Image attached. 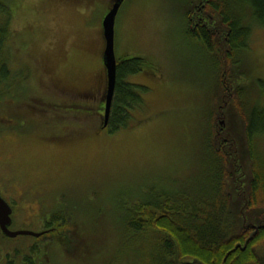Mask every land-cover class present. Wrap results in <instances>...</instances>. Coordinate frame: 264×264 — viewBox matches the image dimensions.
Returning a JSON list of instances; mask_svg holds the SVG:
<instances>
[{"label":"rangeland","instance_id":"1","mask_svg":"<svg viewBox=\"0 0 264 264\" xmlns=\"http://www.w3.org/2000/svg\"><path fill=\"white\" fill-rule=\"evenodd\" d=\"M5 1L10 54L41 64L55 82L29 61L32 71L21 66L22 81L12 86L15 97L0 94V193L14 205L12 229L41 231L57 210L70 221L41 236L11 238L0 230V264H24L21 255L34 246L40 264L123 263V203L158 193L202 195L213 177L212 148L222 162V198L241 216L244 197L236 191L252 179L247 111L264 104V29L254 28L242 54L228 56L227 44L222 56L220 31L211 34V49L188 31V11L199 0H123L116 55L144 59V70L127 80L149 89L133 122L110 131L101 128L106 68L104 87L96 74L104 72L102 20L113 0ZM254 144L258 158L264 137ZM239 163L245 176L235 170ZM248 211L264 217L263 194ZM245 230L246 237L252 228ZM257 237L260 259L264 228Z\"/></svg>","mask_w":264,"mask_h":264},{"label":"trees","instance_id":"2","mask_svg":"<svg viewBox=\"0 0 264 264\" xmlns=\"http://www.w3.org/2000/svg\"><path fill=\"white\" fill-rule=\"evenodd\" d=\"M204 3L207 5L205 12L208 19L211 18V30L196 29L193 34L198 38L203 37L200 39L210 49L211 34H214L212 30L215 29L217 33L219 25L230 29L228 56L248 50L254 28L264 29V0H206ZM11 21L10 6L5 0H0V94L8 93L7 89L13 85L5 64L7 54H10ZM145 67V61L140 56L118 58L117 79L107 125L110 131L128 127L133 122V111L144 107V95L149 88L130 82L127 77L143 71ZM246 134L252 162V201V197L259 192L264 195V152L260 151L257 158V147L254 146L255 140L264 137V104L255 103L248 109ZM211 152L213 177L206 182L202 195L199 192L196 195L190 192L179 195L176 192L174 196L158 193L154 198L142 196L123 203L124 215L120 216L122 250L127 260L121 264H264V258L259 259L254 250L257 235L264 227L249 239L245 247L238 245L242 241L245 244L249 235L245 237L246 230L240 225V216H234L232 204L222 198V162L213 148ZM69 221L66 212L57 210L51 213L46 227L57 231L59 225H68ZM34 249L36 246L32 247L30 254L21 255L24 264H40ZM7 260L8 264H14L11 258Z\"/></svg>","mask_w":264,"mask_h":264},{"label":"water","instance_id":"3","mask_svg":"<svg viewBox=\"0 0 264 264\" xmlns=\"http://www.w3.org/2000/svg\"><path fill=\"white\" fill-rule=\"evenodd\" d=\"M123 0H114L111 8L104 16V19L102 21V27H103V37L105 40V47L103 50L102 58L103 63L106 68L107 72V88L104 96L105 100V113H104V122L103 127H106L108 125L109 120V113L111 109V104L113 100L115 85H116V79H117V56L115 52V24H116V17L120 8V5ZM218 30L221 32L220 37H222V56L226 55V45L228 44V35L230 32V29L228 26L219 25ZM216 30L213 29L212 32H215ZM223 60L225 58L222 57ZM224 121H221V124H223ZM219 130H217V134H219ZM247 136V135H246ZM247 138V137H246ZM218 149V146H216ZM225 154L229 156L230 151L224 150ZM251 158V157H250ZM229 159V158H228ZM239 159V155L235 157V162H237ZM231 162V161H230ZM230 164H233L232 162ZM234 165V164H233ZM252 166V162H251ZM242 170V175H246L247 171L244 168L243 163H239L238 166L235 168L236 171ZM234 170V171H235ZM252 172V170H251ZM239 179V186H241V183L243 182V179ZM251 181L252 179H248V182L246 183V187L242 189V191H236V195H243L244 202L240 208V225L242 228L249 229L252 228L253 230L250 232V235L248 236V239L246 240L243 247L246 246V243L249 241V239L252 238V236L258 232L259 229L264 227V217L262 216H255L250 217L248 214V206L250 201V190H251ZM12 213H13V207L12 205L2 196L0 193V229L2 233L5 236L8 237H16L18 235H33V236H40L44 233V231H34L30 229H17L13 230L11 229V224L13 222L12 219ZM240 246V244H238Z\"/></svg>","mask_w":264,"mask_h":264},{"label":"flooded vegetation","instance_id":"4","mask_svg":"<svg viewBox=\"0 0 264 264\" xmlns=\"http://www.w3.org/2000/svg\"><path fill=\"white\" fill-rule=\"evenodd\" d=\"M76 1H81V0H76ZM206 0H199V2L195 3L193 6L190 7V10L188 11V31L192 34L194 32V30H201V29H205L206 32H210L211 28L209 29V27L211 26V24H209V21H211V18L208 19V14L205 12L206 11V3H204ZM215 34V32H213ZM217 33L220 34L219 30H217ZM219 39H220V36L218 35ZM201 38V36H200ZM203 38V37H202ZM201 38V39H202ZM200 39V40H201ZM100 54H103V50L101 51L100 50ZM102 59V57H101ZM24 60V58L20 57V56H17V57H12L11 54H7V59H6V68L7 70L9 71V73L11 74L12 76V83H14V85L12 86H15L16 83L18 82H21L22 81V78L20 76V68L21 66L23 65H27L30 69V71H32V66H35L36 69H38L40 71V74L43 75L42 77L43 78H47L50 82L51 80L53 82H55L54 80V77H53V74L51 71H48V70H45L44 68H42L43 66L41 64H37L31 60H26L25 61V64L21 63V61ZM28 61V62H27ZM29 61L31 62V64L29 63ZM103 61V60H102ZM21 65H20V63ZM103 63V62H102ZM103 69H104V72H103V75L101 73H98L96 74V81H97V85H100V88L101 87H104V83H105V79H104V82H103V79L105 77V67L103 65ZM10 79V77H9ZM9 80H7V86L10 87V84H9ZM10 87L7 89V97H15V92H13V87ZM66 94L72 96L73 94V89H66V90H63ZM55 105V104H54ZM72 104H67V106H71ZM56 107V105H55ZM18 112H20L18 110ZM10 115H7L5 116V118L7 119H10ZM106 128V127H105ZM12 206H13V212H14V205L11 201H9ZM45 228H48V227H45ZM41 229L42 231L44 230L45 233H48L50 232L51 229ZM54 230V228H52V231ZM43 234V235H44Z\"/></svg>","mask_w":264,"mask_h":264}]
</instances>
